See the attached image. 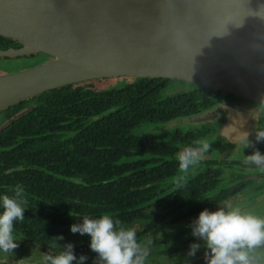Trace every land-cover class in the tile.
Instances as JSON below:
<instances>
[{"label":"trees","instance_id":"16d2710c","mask_svg":"<svg viewBox=\"0 0 264 264\" xmlns=\"http://www.w3.org/2000/svg\"><path fill=\"white\" fill-rule=\"evenodd\" d=\"M128 78L103 90L91 80L64 85L0 112L5 122L31 106L0 125V195L11 194L16 185L24 188L25 218L15 223L14 233L24 242L51 247L61 240L55 237L75 234L82 240L74 244V254L95 260L90 237L73 233L70 225L107 213L126 227L137 224V237L159 233L151 238L152 252L160 242L162 252L183 250L185 238H197L190 225L198 213L228 195L231 187H217L219 170L213 174L211 168L186 176L177 190L178 161L169 156L178 131L174 138L131 133L207 108L205 93L212 90L177 80ZM171 82L189 88L165 95ZM170 243L174 248L166 247ZM183 264H206L205 251Z\"/></svg>","mask_w":264,"mask_h":264},{"label":"water","instance_id":"95a60500","mask_svg":"<svg viewBox=\"0 0 264 264\" xmlns=\"http://www.w3.org/2000/svg\"><path fill=\"white\" fill-rule=\"evenodd\" d=\"M0 36L16 43L0 58L49 57L0 75V112L117 77L177 80L264 104V0H0ZM229 112L232 142L247 124Z\"/></svg>","mask_w":264,"mask_h":264},{"label":"clouds","instance_id":"9594fccd","mask_svg":"<svg viewBox=\"0 0 264 264\" xmlns=\"http://www.w3.org/2000/svg\"><path fill=\"white\" fill-rule=\"evenodd\" d=\"M253 135L257 142L264 141V128H258L255 133L239 131L235 139L243 148H253L251 154L245 155V161L264 171V153L250 140ZM210 149L211 142L200 139L176 154L182 174L175 180L177 190L184 187L189 170L196 167ZM24 201L25 190L21 185H16L11 194L0 195V253L13 254L18 247L15 223L25 218ZM81 220L70 225V230L90 237L89 247L96 253L94 264H147L151 241H139L136 228L124 226L107 213L98 218L84 216ZM190 228L191 234L203 241L206 264H264V216L225 202L215 211L201 210ZM55 238L63 239L62 236ZM200 248V243H191L187 255L194 256ZM86 259L85 255L77 257L73 245L66 243L57 254L46 255L44 264H84Z\"/></svg>","mask_w":264,"mask_h":264},{"label":"flooded vegetation","instance_id":"af4514ba","mask_svg":"<svg viewBox=\"0 0 264 264\" xmlns=\"http://www.w3.org/2000/svg\"><path fill=\"white\" fill-rule=\"evenodd\" d=\"M7 39V38H6ZM6 39H0V50H4L16 45L14 41H7ZM10 40V39H9ZM43 54H39L38 57H42ZM34 55H29L27 57H16L15 60L29 59ZM45 56V55H43ZM42 59L46 61L49 59L48 56ZM13 59L0 58V64H7L9 61H14ZM39 59V58H38ZM185 83V82H184ZM175 82L170 83L172 91L170 93H176L181 90L189 88L188 86L177 87L174 85ZM183 84V83H182ZM176 88V89H175ZM176 90V91H173ZM165 95L169 94L167 91L163 92ZM207 95V101L209 103L208 107L191 113L188 116L175 118L180 119L179 124L173 126L171 129L165 132L160 133H140L135 131L134 128L131 132L135 138L141 137V135L147 134L150 137H165V138H174L175 134L178 131L179 137L175 139L176 144H174V149H172L170 158H176V154L185 146L193 145L197 140L207 139V133L211 130H214L215 135L218 138V145L211 148L209 152L205 154V158L198 164L199 170L208 168L212 169V173L217 174V179L220 182L224 173H231L229 182L225 187H231L227 193L228 195L225 198H222L213 206L209 207L208 210L215 211L218 205H223L225 202H232L233 206H239L244 211L252 212L257 216H261L264 210V171H261L254 165H251L245 161V155L252 153V147L243 148L238 140L229 141L225 136L224 127L229 121L230 112L232 109L242 112L241 122H245L247 126L245 127L244 132L251 131L255 133L258 128H264V104L256 103L247 99L239 98L233 96L229 93L222 91H213L211 93H205ZM174 120V119H172ZM171 121V120H170ZM166 123V122H165ZM209 123L212 126H200ZM163 124V123H161ZM184 124H187L184 126ZM184 126V127H183ZM250 140L254 144L255 148L258 149L261 153H264V141L257 142L254 135L250 136ZM150 141V140H149ZM215 145V144H214ZM135 153V152H134ZM135 156V155H133ZM197 168V167H196ZM197 172V171H196ZM179 170L176 172V178ZM195 174V173H194ZM193 174V175H194ZM187 176V175H186ZM221 185L217 186L220 187ZM224 187V186H223ZM234 191V193H233ZM232 192V193H231ZM197 217L194 218V220ZM185 222V221H184ZM180 223V222H178ZM174 224H177L174 222ZM169 228V227H168ZM170 229V228H169ZM157 236V232L150 235L138 236V240L141 242L151 240L152 237ZM187 237V236H185ZM186 242V238L184 239ZM65 239L58 240L51 247L35 245V252L42 255V259L35 258L36 261L44 260L46 255L52 254L55 255L60 250L59 243H62L61 246L68 243ZM80 242V241H79ZM76 242L71 243L73 246ZM173 244V243H170ZM169 244V245H170ZM183 244H185L183 242ZM160 245H165L164 242H160ZM156 246V245H155ZM168 246V245H167ZM174 246V244H173ZM172 246V248H174ZM157 247V246H156ZM152 246L150 245V255L148 261L153 257ZM163 248V247H161ZM170 248V247H169ZM171 249V248H170ZM182 250H180L181 252ZM170 251L164 252L163 254L169 253ZM173 253L179 252V250L174 251ZM4 257V256H3ZM94 259H87L84 261V264H94Z\"/></svg>","mask_w":264,"mask_h":264},{"label":"rangeland","instance_id":"374dc122","mask_svg":"<svg viewBox=\"0 0 264 264\" xmlns=\"http://www.w3.org/2000/svg\"><path fill=\"white\" fill-rule=\"evenodd\" d=\"M38 56H39V54H36L32 58H29V59H27V58L26 59L19 58L18 60L13 59L14 61H9V62H7V64H0V75L6 74V73H12L15 71H20L22 69L29 68L31 66H34L36 64L41 63L42 59L46 58L43 55H42V57H38ZM130 80H131V78H128V77L105 78V79L91 80V84L94 88L99 89V90H103V89H111V88L120 87ZM174 85H176L179 88L185 86L184 83L183 84L175 83ZM168 92H171V91H167V93ZM179 122H180V119H174V120L168 121V122L163 123V124H157V123L156 124H143L140 127H137L135 129V131L140 132V133L165 132V131H168L169 129H171L173 126L179 124ZM3 123H4L3 117L0 114V125H2ZM186 125L187 124H184V126H186ZM200 126H203V127L204 126H210L211 127L212 124L210 125L209 123H207V124L200 125ZM207 140L211 142V148L212 149L214 146L218 145V143L220 141V140L218 141V138L215 135L214 130H211L210 132L207 133ZM196 167L191 168L189 170V172L187 173V176H192L194 173H196V171L199 170L198 165ZM178 175L180 176L182 174L179 172ZM230 175H231V173H229V174L224 173L220 182L217 184V186H219V185L225 186L229 182ZM261 216H264V210H263V213L261 214ZM129 227L138 228L137 224L136 225L135 224L129 225ZM72 235L73 236H68L65 239L66 241H69L68 243H73V242H77V241L82 240L81 237H78V236L76 237V236H74L75 234H72ZM157 235H159V233H157ZM15 236L18 239L17 240L18 247L16 249H14L13 254L0 253V264H44V260L35 262V260H36L35 258H37V259L43 258L41 254H38L35 252V246H31L29 242H27V243L24 242L23 238L20 235L15 234ZM190 240L191 239H189L188 241L186 240L184 249L181 252H180V249H178L179 252H177V253H173L170 251L169 253L163 254L164 252L161 251L163 248H161V247H164L165 245L164 246L163 245L157 246L155 248L156 251L152 252V254H155V255H153V257L150 258V261H147V264H183V263H186L189 260H191L197 254L206 251V249L203 246L202 240H200L199 238H196V239L191 240V241ZM147 241H151V243H152V240L147 239ZM191 243H200L201 244V248L197 250V252L194 256L187 255L189 245ZM59 245L61 246L62 243H59ZM172 246H173V244H170L166 247H170L172 249Z\"/></svg>","mask_w":264,"mask_h":264}]
</instances>
